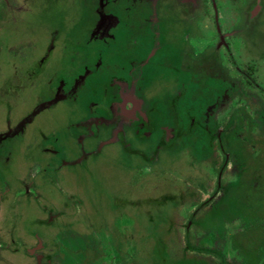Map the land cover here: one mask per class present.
<instances>
[{
    "label": "rangeland",
    "instance_id": "rangeland-1",
    "mask_svg": "<svg viewBox=\"0 0 264 264\" xmlns=\"http://www.w3.org/2000/svg\"><path fill=\"white\" fill-rule=\"evenodd\" d=\"M10 1L14 7L10 14L2 13L0 21V32L9 31L0 36V42L9 43L5 47L0 43V57H8L1 59L7 64L1 67L0 85L13 66H23L30 60L10 44L18 42L19 33L24 35L25 29L24 24L17 29L21 18L12 13L23 8V0ZM217 3L226 44L215 45V36L210 35L208 40L213 39L214 44L201 43L206 47L200 62L195 59L189 65L187 61L192 71L190 79L175 72L174 80H183L181 88L197 84L198 91L171 96V115L177 117L171 120V145L148 162L137 156L125 157L118 145L106 146L102 155L89 163L91 178L80 173L73 177L78 169L73 166L58 168L50 182L51 178L35 170L33 161L26 173V179L32 182L28 195L10 203L12 209L9 204H0V216L6 214L4 221L0 219V264H34L29 251L36 243L43 246V264H264V201L255 207L235 209L226 197L231 194L216 190L217 181L225 192L240 179L248 186L255 183L264 197V0L256 5V12L254 8L248 12L244 22L235 0ZM180 4L190 10L196 6L182 0ZM67 10L55 14L47 11L36 29L57 31L58 38L69 41L81 39L92 16L72 4ZM189 14L192 27L214 30L210 9L203 19ZM170 28L168 22L162 27L175 42L172 48L179 51V38L184 32L179 27ZM228 54L256 86L235 74ZM210 55L215 57L214 62ZM196 74L198 80L193 77ZM172 77L149 80L144 87L146 97L155 100L165 91L172 93ZM213 85L227 90L216 103V98H209ZM33 103L30 94L24 108L28 111ZM20 106L18 102L14 112ZM86 115L82 98L70 107L61 103L33 119L28 137L37 127L46 133L55 130L61 137L66 126ZM2 120L0 114V126ZM155 140L157 137L136 145L150 157L156 150ZM63 145L69 159L72 151L78 152L74 141L65 139ZM224 157L228 165L221 169ZM38 164L40 169L45 167ZM61 175H65V186L59 181ZM18 178H24L23 171ZM9 180L7 189L19 195L20 187L13 178ZM34 218L49 223L37 226Z\"/></svg>",
    "mask_w": 264,
    "mask_h": 264
},
{
    "label": "flooded vegetation",
    "instance_id": "flooded-vegetation-1",
    "mask_svg": "<svg viewBox=\"0 0 264 264\" xmlns=\"http://www.w3.org/2000/svg\"><path fill=\"white\" fill-rule=\"evenodd\" d=\"M182 1L196 4L195 9H188V5L181 6V0H23V8L11 11L18 13L21 18L17 29L23 24L25 29L24 35L19 33V41L10 44L19 49L20 54L28 55L30 60L23 66H13L0 85V114L3 119V126H0V204H9L8 208L12 209L10 203L18 202L19 198L28 195L32 182L26 179V173L30 171L28 167L33 166V161L36 162L35 170L42 171L43 177L51 178L58 173V168L73 166L78 167L73 177L79 176V173L90 176L92 170L89 163L100 157L106 146L118 145L125 157L137 156L148 162L156 158L160 150H165L166 145H171V120L177 118L171 115V96L176 98L198 91L197 84L194 88H181L183 80L177 83L174 80L175 72L180 71L190 79L192 71L187 65H191L195 59L200 62L199 56L206 47L201 43L214 44L213 39L208 40L210 35L215 36V45L225 43L221 35L222 20L218 15L217 0ZM235 1L236 10L242 9V22L248 20V12L250 14L252 8L253 12L258 10L256 5L261 2ZM71 4L78 11L88 12L92 16L91 23L84 27L81 39L69 41L58 38L57 31L45 33L42 29H36L40 26L38 21L47 13H67ZM11 6L14 7L10 0H0V21L2 13L10 14ZM209 9L213 14L214 30L208 32L202 26L192 27L193 18L189 11L199 19L207 16ZM165 22H168V30L172 26L182 28L184 32L179 38L182 45L179 51L172 48L175 42L162 29ZM5 32L9 31L2 30L0 36ZM26 42L28 45H25ZM0 43L4 47L9 45L3 41ZM228 56L235 74L255 85L251 76ZM209 57L215 61V57ZM3 58L6 57H0V73L1 67L7 64L2 63ZM171 75L175 85L172 93L165 91L155 100L146 97L144 87L149 80L158 77L163 81L171 79ZM193 77L198 80L197 74ZM226 91L213 85L209 90V98H216V103ZM30 94L34 103L27 111L28 108L24 107ZM80 98L84 100L87 115L66 126L60 132L61 137L55 130L46 133L39 127L33 130L32 137H28V126L34 118L55 110L61 103L70 107ZM18 102L21 106L14 112ZM35 103L38 107L45 106L35 109ZM212 103L213 100L209 101L208 107ZM31 110L33 113L27 117ZM219 134L216 137L218 142ZM154 137H157L156 150L148 157L136 143ZM65 139L74 141L78 147V152L72 151L70 159L64 150ZM37 162L44 163L45 167L40 169ZM227 165V157H224L221 169ZM21 171L24 172L23 179L18 178ZM65 174L68 177L69 174ZM9 178H13L22 190L19 195L7 189ZM59 181L64 185L65 175H61ZM248 185L237 179L224 192L217 181L216 190L222 194L230 193L231 196L226 197L235 209L251 208L263 203L264 197L260 189L257 191L256 184ZM221 200L220 205L223 204ZM76 203L72 202L74 205ZM5 216H0V219L4 221ZM7 219L10 218L7 216ZM34 219L33 223L37 226L49 223L41 218ZM42 250V244L36 243L29 251L34 264H43Z\"/></svg>",
    "mask_w": 264,
    "mask_h": 264
},
{
    "label": "trees",
    "instance_id": "trees-1",
    "mask_svg": "<svg viewBox=\"0 0 264 264\" xmlns=\"http://www.w3.org/2000/svg\"><path fill=\"white\" fill-rule=\"evenodd\" d=\"M158 245V244H157Z\"/></svg>",
    "mask_w": 264,
    "mask_h": 264
}]
</instances>
